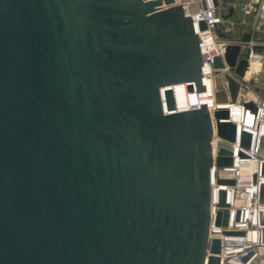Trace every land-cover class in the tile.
I'll use <instances>...</instances> for the list:
<instances>
[{"label":"water","instance_id":"95a60500","mask_svg":"<svg viewBox=\"0 0 264 264\" xmlns=\"http://www.w3.org/2000/svg\"><path fill=\"white\" fill-rule=\"evenodd\" d=\"M240 55L225 60L244 78ZM202 64L174 0H0V264H205L208 249L221 264L211 114L176 112L171 90L205 92ZM214 68L216 103H236L240 83ZM214 118L234 142L229 112ZM219 208L226 227L225 191Z\"/></svg>","mask_w":264,"mask_h":264},{"label":"built area","instance_id":"2783aa9c","mask_svg":"<svg viewBox=\"0 0 264 264\" xmlns=\"http://www.w3.org/2000/svg\"><path fill=\"white\" fill-rule=\"evenodd\" d=\"M174 5L181 6L186 17H191L194 30L200 40L203 66L201 84L205 92L196 91L195 83L183 84L188 93L196 94L199 99L205 96L204 104H196L189 111L201 109L206 105L213 123L212 157L210 170L211 180V221L208 233L209 244L214 240L221 243V252L216 255L221 264H264V100L253 90L252 80L264 67V0H255L247 13L253 17L249 38L245 41L231 42L221 33L219 7L213 0H174ZM201 23L206 28L201 29ZM230 45L241 47V58L248 61V69L244 78L235 74L225 60ZM244 54V55H243ZM220 58L224 68L222 76L230 75L240 83V91L236 103L218 105L215 93V60ZM259 66V71L255 67ZM227 88V82L224 80ZM193 86L189 92L188 87ZM163 98V96H162ZM163 102H165L163 98ZM254 105L255 109L247 106ZM220 110L229 112V119L222 123H232L236 128L235 141L230 143L219 137L217 121L214 113ZM177 112V111H176ZM168 114V112H166ZM243 134L250 135V145L243 146ZM228 149L232 156L230 167L219 168L216 165L221 149ZM233 180L232 186L218 185L217 181ZM226 193L228 206L227 226H218L220 192ZM217 192V197L214 193ZM212 256L207 251L205 264Z\"/></svg>","mask_w":264,"mask_h":264},{"label":"rangeland","instance_id":"374dc122","mask_svg":"<svg viewBox=\"0 0 264 264\" xmlns=\"http://www.w3.org/2000/svg\"><path fill=\"white\" fill-rule=\"evenodd\" d=\"M254 1L255 0L221 1L222 6L219 9L221 33L226 39L231 42H240L249 38L253 17L251 14H248L247 11L250 9L251 5L254 6ZM252 85L256 94L264 100V67L260 70L256 78L252 80Z\"/></svg>","mask_w":264,"mask_h":264},{"label":"bare ground","instance_id":"6f19581e","mask_svg":"<svg viewBox=\"0 0 264 264\" xmlns=\"http://www.w3.org/2000/svg\"><path fill=\"white\" fill-rule=\"evenodd\" d=\"M255 70L259 71V66H256ZM171 90L174 94L177 112H187L192 106H195L196 104H204L207 101L205 96L199 99L196 94L188 93L185 85L177 84L173 86ZM214 196L217 197V192L214 193Z\"/></svg>","mask_w":264,"mask_h":264}]
</instances>
